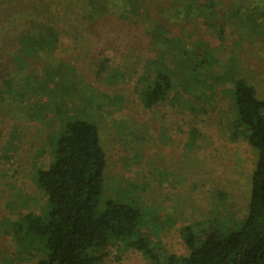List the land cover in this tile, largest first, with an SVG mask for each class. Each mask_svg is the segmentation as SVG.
<instances>
[{
	"label": "rangeland",
	"instance_id": "374dc122",
	"mask_svg": "<svg viewBox=\"0 0 264 264\" xmlns=\"http://www.w3.org/2000/svg\"><path fill=\"white\" fill-rule=\"evenodd\" d=\"M214 1L218 5L206 9ZM147 10L165 29L167 58L200 59L213 50L215 72L238 59L239 76L264 100V0H150ZM46 17L59 35L54 54L73 76L69 84H52L49 103L45 96L36 100L31 87H0V264L32 263L10 224L45 208L35 168L51 161L57 133L73 117L98 127L106 156L104 199L138 205L146 240L159 244L156 253L186 256L184 227L204 233L223 218L230 217L228 225L242 220L255 153L241 138L231 139L229 83L204 95L197 91L191 109L166 103L146 110L138 99L146 82L139 76L155 59L158 41L142 25L112 17L93 33L74 13ZM31 64L41 72L47 60ZM102 264L155 263L134 250L112 249Z\"/></svg>",
	"mask_w": 264,
	"mask_h": 264
},
{
	"label": "trees",
	"instance_id": "16d2710c",
	"mask_svg": "<svg viewBox=\"0 0 264 264\" xmlns=\"http://www.w3.org/2000/svg\"><path fill=\"white\" fill-rule=\"evenodd\" d=\"M149 1L0 0V87L5 91L12 86L31 87L36 100L45 96L49 103L54 97L51 92L56 91L52 84L71 81L72 70L54 54L59 35L48 15L74 13L93 33L112 17L142 25L159 43L154 44L155 59L146 61L139 76L146 82L138 97L144 109L166 103L191 109L188 102L197 91L204 95L229 83L231 139L241 138L255 153L246 214L231 225L230 217L223 218L204 233L195 226L184 227L186 256L156 253L159 244L146 240L138 205L104 199L106 156L98 127L73 117L57 133L51 161L35 168L33 181L46 198L45 208L10 224L12 238L19 239L17 247L31 264H102L112 249L140 252L155 264H264V100L246 76H239L238 59H229L222 71L215 72L214 66L219 65L213 50L200 59L184 53L183 58H167L168 51L161 48L167 41L165 29L148 13ZM214 5L218 3H208L206 9ZM41 60H47L41 72L31 68L33 61Z\"/></svg>",
	"mask_w": 264,
	"mask_h": 264
}]
</instances>
